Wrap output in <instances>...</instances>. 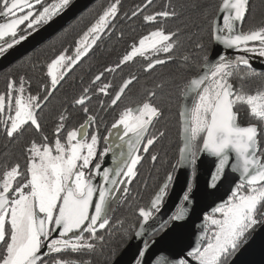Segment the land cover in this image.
Listing matches in <instances>:
<instances>
[{
    "label": "snow or ice",
    "instance_id": "6c2138e0",
    "mask_svg": "<svg viewBox=\"0 0 264 264\" xmlns=\"http://www.w3.org/2000/svg\"><path fill=\"white\" fill-rule=\"evenodd\" d=\"M152 4L141 0L122 11V0H109L86 30L50 59L47 79L35 92L31 77H6L0 135L19 144L20 157L0 168V264H93L91 257L113 227V205L128 196L146 156L153 164L160 159L155 147L166 131L157 125L165 109L157 97L169 82L144 89L137 100L129 98L140 75L152 76L158 66L178 65L184 144L153 198L137 208L141 231L133 238L143 237L146 227L162 235L151 244L142 241L135 264H144L155 245L171 234L194 228L198 197L214 196L225 185L226 198L200 217L196 243L171 264H228L250 246L257 228H264V84L255 89L251 84L264 81V72L251 63L252 57L264 58V22L255 21L250 0H222L213 12L205 10L207 44L215 50L210 53L198 41L194 66L190 55H179L183 31L164 27L178 13L174 8L149 12ZM72 6L73 0H0V56L41 28L53 27ZM137 18L154 30L139 34L138 40L132 37L114 65L82 81L49 127L45 109L68 76L105 38L111 39L118 23ZM136 63H141L139 73L116 79V73ZM203 155L214 167L208 180L203 185L198 177L186 180L181 205L158 222L174 173L188 168L195 176Z\"/></svg>",
    "mask_w": 264,
    "mask_h": 264
},
{
    "label": "trees",
    "instance_id": "16d2710c",
    "mask_svg": "<svg viewBox=\"0 0 264 264\" xmlns=\"http://www.w3.org/2000/svg\"><path fill=\"white\" fill-rule=\"evenodd\" d=\"M108 2L109 0H96L58 34L21 58L7 70L1 72L0 92L5 89L6 77L9 74L31 77L33 92H35L37 85L47 79L46 65L50 59L54 57L62 45L65 47L70 45L78 37L79 33L86 30L94 21L97 13ZM220 2L222 0H153L149 12L169 10V8L175 9L178 17L169 20L164 27L168 30L181 29L183 31L181 36L182 47L179 55L180 57L186 54L190 55L191 63L195 66L197 63L195 44L198 41H203L207 45L208 51L210 53L212 51V45L207 44V29L209 25L204 21L202 13L205 10L213 12L215 10L213 6ZM138 4H141V0H122V11L132 10ZM189 4L191 7H189ZM205 6H208L207 9H205ZM250 6L255 21L257 23L264 22V0H250ZM151 30L154 29L143 26L140 18L132 22L123 21L118 23L117 30L111 39L105 38L104 42L68 76L63 87L56 92L52 103L45 109V120L49 127L52 126L53 121L61 110V105L79 92V89L83 86L82 81L86 84L92 75L101 71L105 66L114 65L124 54L128 45L131 44L132 37H136L138 40L139 34H147ZM121 32L124 34V39L122 40L119 39ZM136 59L143 63V58ZM141 63L125 67L123 72L115 74L116 79L118 80L121 76L126 78L130 72L139 73ZM179 75L178 65L158 66V70L152 76L140 75V83L129 93L131 100H137L141 97L144 89H152L162 81L169 82L157 97V101L165 109V116L157 127L166 131V137L155 147V152L160 157L159 161L153 164L150 157H145L142 166L139 168L137 178L129 186L128 196L121 198L113 209L111 213V224L113 227L110 230V234L106 236L104 245L98 248L94 256L91 257L93 264H112L122 254L139 226L138 206H144L149 203L155 191L165 180L166 175L172 171L171 165L176 164L179 158V107L182 96L178 79ZM109 79H112V77L110 76ZM251 84L253 89H255L264 84V81L256 79ZM19 157V144L9 143L5 137L0 135V168ZM160 234L157 233L152 239Z\"/></svg>",
    "mask_w": 264,
    "mask_h": 264
},
{
    "label": "water",
    "instance_id": "95a60500",
    "mask_svg": "<svg viewBox=\"0 0 264 264\" xmlns=\"http://www.w3.org/2000/svg\"><path fill=\"white\" fill-rule=\"evenodd\" d=\"M95 1L96 0H74L73 6L56 18V23L53 25V27L41 28L39 32L33 33V35L29 37L27 41L22 42L21 45L15 46L14 49L8 52V54L0 56V72L4 71L16 61L49 40ZM220 22L222 23V19ZM214 50L215 45L212 46L211 53H214ZM228 55H235V53H228ZM251 63L256 71L264 72L263 61ZM184 110L185 102H183L181 99L179 113ZM183 119L184 118H181L179 115V148L183 147L184 144L183 129L185 124ZM211 171H214L212 160L206 155H203L201 161L197 164V172L193 177V180L198 177L199 183L203 185V183L208 180L209 173ZM191 176V169L178 168L175 173L176 179L171 185L169 194L167 195L165 203L158 216V222L167 219V217L176 211L181 205L182 196L186 190L185 181H191ZM227 187L228 185H225V187L214 196L198 197L200 203L195 207L194 213H192V222L195 224V227L190 231H178L168 236L165 240L160 241V243L156 244L152 249V252L144 258V264H171V262L174 261L177 256L182 255L185 251H187L189 246L194 245L196 243L197 236L200 234V229L203 226V221L200 217H202L206 212H210L213 206L218 205L221 202V198H226ZM136 231H141V228L138 226ZM143 231V237L132 238L122 254L117 259H115L112 264H135L133 257L137 249L143 247L142 241L151 244L153 241L158 240L160 235H162L161 233L158 237L152 239L154 234L152 233L150 227H146L143 229ZM193 233L196 235H193ZM249 244L250 246H245L244 250L233 256L228 264H264V228H257L256 232L253 233L252 237H250Z\"/></svg>",
    "mask_w": 264,
    "mask_h": 264
},
{
    "label": "flooded vegetation",
    "instance_id": "af4514ba",
    "mask_svg": "<svg viewBox=\"0 0 264 264\" xmlns=\"http://www.w3.org/2000/svg\"><path fill=\"white\" fill-rule=\"evenodd\" d=\"M73 1H74V0H73ZM47 2H53V0H46V3H47ZM37 7H39V6H37ZM84 11H85V10H84ZM84 11H83V12H84ZM80 14H81V13H80ZM80 14H79V15H80ZM79 15H78V16H79ZM78 16H77V17H78ZM77 17H76V18H77ZM76 18H75V19H76ZM72 21H73V20H72ZM72 21H71V22H72ZM0 22H4V21H3V20H0ZM71 22H70V23H71ZM70 23H69V24H70ZM64 28H65V27H64ZM64 28H63V29H64ZM63 29H62V30H63ZM59 32H60V31H59ZM59 32H58V33H59ZM58 33H57V34H58ZM55 35H56V34H55ZM55 35H54V36H55ZM54 36H53V37H54ZM51 38H52V37H51ZM51 38H50V39H51ZM47 41H48V40H47ZM47 41H46V42H47ZM46 42H44V43H46ZM44 43H43V44H44ZM43 44H41V45H43ZM41 45H40V46H41ZM212 46H213V45H212ZM38 47H39V46H38ZM38 47H37V48H38ZM37 48H36V49H37ZM33 51H34V50H33ZM25 56H26V55H25ZM22 58H23V57H22ZM137 58H141V57H137ZM19 60H20V59H19ZM19 60H18V61H19ZM16 62H17V61H16ZM16 62H15V63H16ZM15 63H14V64H15ZM12 65H13V64H12ZM12 65H11V66H12ZM11 66H10V67H11ZM8 68H9V67H8ZM8 68H7V69H8ZM7 69H5V70H7ZM5 70H4V71H5ZM2 72H3V71H2ZM0 73H1V72H0ZM193 177H194V176H193V174H192V176H191V181L193 180Z\"/></svg>",
    "mask_w": 264,
    "mask_h": 264
},
{
    "label": "rangeland",
    "instance_id": "374dc122",
    "mask_svg": "<svg viewBox=\"0 0 264 264\" xmlns=\"http://www.w3.org/2000/svg\"><path fill=\"white\" fill-rule=\"evenodd\" d=\"M189 7H191L190 6V4H189ZM256 61H263L264 62V58H257V57H252V59H251V62H256ZM120 201V200H119ZM118 201V202H119ZM117 202V203H118ZM117 203L115 204V205H113V207H112V211H113V209L115 208V206L117 205ZM112 213V212H111Z\"/></svg>",
    "mask_w": 264,
    "mask_h": 264
}]
</instances>
